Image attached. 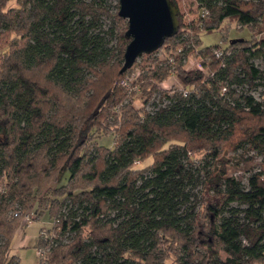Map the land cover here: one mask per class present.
Instances as JSON below:
<instances>
[{"label":"trees","instance_id":"16d2710c","mask_svg":"<svg viewBox=\"0 0 264 264\" xmlns=\"http://www.w3.org/2000/svg\"><path fill=\"white\" fill-rule=\"evenodd\" d=\"M9 1L0 0V264H20L16 232L46 210L53 225L37 237V264H166L170 241L177 264H264V0H196L190 20L179 10V31L161 47L174 50L130 92L119 1L114 12L105 0ZM227 18L251 36L220 58L211 45L197 51L201 30ZM196 51L211 56L209 74L185 69ZM173 70L187 92L161 88ZM137 91L151 109L133 107ZM109 114L115 145L89 151ZM228 146L262 157L247 185L228 172Z\"/></svg>","mask_w":264,"mask_h":264},{"label":"rangeland","instance_id":"374dc122","mask_svg":"<svg viewBox=\"0 0 264 264\" xmlns=\"http://www.w3.org/2000/svg\"><path fill=\"white\" fill-rule=\"evenodd\" d=\"M119 0H105V4L110 8L112 12L117 10V3ZM179 2V10H181V13H183V18L185 20H190L196 17L197 14V2L196 0H178ZM15 0H10L8 2V6L15 5ZM128 21V20H127ZM103 26L104 30L110 29L112 26V19L110 17H103ZM259 28L261 30L258 32L259 35H262L264 33V20L261 24H259ZM263 29V30H262ZM250 32V28L247 25H240L237 20H230L225 19L221 26L218 29H215L211 32H204V30H201L200 36H201V43L197 46V51L200 49H203L205 45H211L213 48L221 46L223 48H227L229 45V42L231 39L237 38V37H245L248 36ZM249 36V37H250ZM109 45L112 47H115L117 45V38L113 36L107 37ZM176 42V40L174 41ZM174 44L172 43V46L169 47H163L160 48L154 52L150 56L144 57L140 56L135 61L133 67L129 68L126 72V77L129 80V83L126 85L128 88V92H130L134 87L133 81L140 80L142 78H145L148 74V66L150 65L152 59L155 57L166 59L168 55L171 54V52L174 50ZM211 47V48H212ZM197 51L193 54H191L190 58L185 62V69L186 70H194L198 68L199 61H206L207 64L203 66V71L206 74L210 73L211 70V61L212 58L210 55H199ZM204 55V56H203ZM171 58L170 60H172ZM124 62V61H123ZM122 62V64H123ZM255 63L260 64V60H256ZM144 75V76H143ZM143 76V77H142ZM142 77V78H141ZM161 88L164 90L169 89H182L185 87L184 83L180 80L177 71H172L169 76L164 79V81L160 84ZM188 87V86H187ZM250 91H253L254 94L258 96V89H251ZM158 92L154 93L153 98L150 100V103L153 100H158L160 97V94ZM129 97L125 98L123 103H128ZM145 96L143 92L137 91L135 93V96L133 98L132 105L136 110L139 109H151L152 105L147 104L145 106ZM113 113V110L111 111ZM115 117L113 114H109L108 116H104L100 118V123L95 126L92 129V133L90 135V138L88 139V142L86 143V147L89 148V151H92L93 148L98 147L99 145H105L108 147H112L115 145L114 139L119 136V132L116 130L115 124ZM120 125V122H118ZM112 124V125H111ZM112 126V131L109 129V126ZM224 156L229 159L228 161V172L232 175H234L236 178L240 179L245 185L248 183V178L254 172L257 170L260 165L262 164V157L261 155H258L255 153V151H245L243 148H240L238 150L234 149L233 147L228 146L223 150ZM200 156L202 155L199 154ZM252 156V158H250ZM153 161V158L150 156L147 158L144 162L137 161L136 166L144 167L148 164H150ZM263 165V164H262ZM65 181V179L63 180ZM52 186L56 185L55 181H52ZM199 188V187H198ZM233 205H237L240 207H244L245 205H239L238 203H233ZM41 207H39V210ZM35 210V209H33ZM31 216H35L34 212H30ZM26 220L28 221L27 225L24 227H20L19 230H17L14 241H13V252L16 253L19 256L20 264H37L40 258V254L38 253V247H37V237L40 232L46 231L47 234L50 233L51 227L53 225V219L49 215L48 211H42L40 217L38 219H32ZM204 225L206 228H209L210 225V219L209 217H204L203 219ZM42 229V230H41ZM164 247L168 251L170 249V253H167V260L166 264H177L178 262V245L177 243L173 242H164ZM223 255H225L224 252H222Z\"/></svg>","mask_w":264,"mask_h":264},{"label":"water","instance_id":"95a60500","mask_svg":"<svg viewBox=\"0 0 264 264\" xmlns=\"http://www.w3.org/2000/svg\"><path fill=\"white\" fill-rule=\"evenodd\" d=\"M119 15L128 20L121 72L132 67L144 53L161 48L180 28L179 6L175 0H119ZM243 40V37L231 41Z\"/></svg>","mask_w":264,"mask_h":264},{"label":"built area","instance_id":"2783aa9c","mask_svg":"<svg viewBox=\"0 0 264 264\" xmlns=\"http://www.w3.org/2000/svg\"><path fill=\"white\" fill-rule=\"evenodd\" d=\"M209 13V11H208V9H206V8H204L202 11H201V15L202 16H206L207 14ZM160 49V48H159ZM181 49H179V51H180ZM179 51H177V53H179ZM224 52H225V48H223V47H221V46H218V47H214V49H213V53H214V55L217 57V58H220L223 54H224ZM190 56L191 55H189L186 59H185V62L190 58ZM202 62L203 61H199V65H198V68H200V69H203V64H202ZM124 84H128L129 82H128V80H125L124 82H123ZM183 89V88H182ZM185 92H187V90L186 89H183ZM31 218H32V216H31V213H28V214H26V216H25V219L26 220H31ZM42 234H44V235H47V233H46V231L44 230V231H42ZM38 253L40 254V255H43V253H44V249L43 248H38Z\"/></svg>","mask_w":264,"mask_h":264},{"label":"crops","instance_id":"0c3cea01","mask_svg":"<svg viewBox=\"0 0 264 264\" xmlns=\"http://www.w3.org/2000/svg\"><path fill=\"white\" fill-rule=\"evenodd\" d=\"M250 36V33L248 34V36H245L243 38H248ZM239 38V37H237ZM259 39H264V33L262 35H259Z\"/></svg>","mask_w":264,"mask_h":264}]
</instances>
